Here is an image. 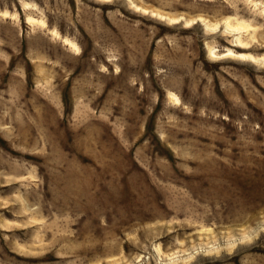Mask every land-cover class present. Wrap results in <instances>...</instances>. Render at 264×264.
<instances>
[{"label": "rangeland", "instance_id": "obj_1", "mask_svg": "<svg viewBox=\"0 0 264 264\" xmlns=\"http://www.w3.org/2000/svg\"><path fill=\"white\" fill-rule=\"evenodd\" d=\"M0 264H264V0H0Z\"/></svg>", "mask_w": 264, "mask_h": 264}]
</instances>
